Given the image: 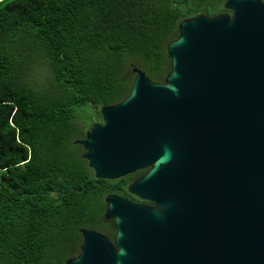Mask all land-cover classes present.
<instances>
[{
  "label": "water",
  "instance_id": "1",
  "mask_svg": "<svg viewBox=\"0 0 264 264\" xmlns=\"http://www.w3.org/2000/svg\"><path fill=\"white\" fill-rule=\"evenodd\" d=\"M182 19L169 72L130 65L129 93L74 141L95 179L148 168L104 197L112 239L80 228L65 264H264V2Z\"/></svg>",
  "mask_w": 264,
  "mask_h": 264
},
{
  "label": "trees",
  "instance_id": "2",
  "mask_svg": "<svg viewBox=\"0 0 264 264\" xmlns=\"http://www.w3.org/2000/svg\"><path fill=\"white\" fill-rule=\"evenodd\" d=\"M224 2L0 0V264H65L83 227L112 239L101 201L137 173L94 178L76 153L74 106L121 101L129 64L163 81L179 22Z\"/></svg>",
  "mask_w": 264,
  "mask_h": 264
},
{
  "label": "rangeland",
  "instance_id": "3",
  "mask_svg": "<svg viewBox=\"0 0 264 264\" xmlns=\"http://www.w3.org/2000/svg\"><path fill=\"white\" fill-rule=\"evenodd\" d=\"M129 65H132V64H129ZM130 76H131V78H133V73H130ZM73 120L79 126V128L81 130L80 133L78 135H76L73 142L77 139H83L85 136V132L92 126V124L94 122H101L99 112L96 113V109L91 104H87V103L74 106V119ZM84 152H85V150L82 147L76 146V153L80 154L81 157H82ZM85 164L88 167L87 162ZM132 179L133 178H130V180H132ZM113 183L114 182H112V184ZM109 187L112 188L113 186L109 185ZM120 187H121V185H120ZM105 195L103 196V199L101 202H104ZM103 214H104V212H103ZM103 214H102V217H103ZM107 221H110V224L113 226L112 220H107ZM110 224H106V226L109 227ZM91 229H93V228H91ZM96 230H99V229H96ZM99 231L103 232L102 230H99Z\"/></svg>",
  "mask_w": 264,
  "mask_h": 264
},
{
  "label": "flooded vegetation",
  "instance_id": "4",
  "mask_svg": "<svg viewBox=\"0 0 264 264\" xmlns=\"http://www.w3.org/2000/svg\"><path fill=\"white\" fill-rule=\"evenodd\" d=\"M80 145V144H79ZM81 146V145H80ZM82 147V146H81ZM83 148V147H82ZM147 169L148 168H144V169H140V170H137L136 172H134V173H137V175H135L134 177H131V178H133L132 180H130V178L129 179H127L126 181H124L123 183H121V187L120 186H114V187H112V188H110V187H108V189H109V192L108 193H110V192H116V193H118V194H120V195H122V196H125V197H128L129 199H131L132 201H134V202H137V203H141V204H145V205H152L153 204V202L152 201H149V200H144V199H140V198H138L137 196H135V195H132V194H129L128 192H127V186H128V184H130L132 181H134V180H136V179H138V178H140L146 171H147ZM127 176V175H126ZM126 176H124V177H126ZM124 177H122V178H124ZM120 179V178H119ZM130 180V181H129ZM107 193V194H108ZM106 194V195H107ZM105 195V196H106Z\"/></svg>",
  "mask_w": 264,
  "mask_h": 264
}]
</instances>
